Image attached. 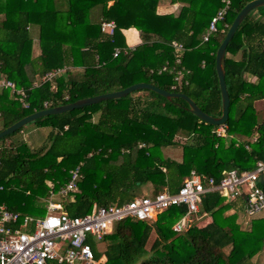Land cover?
<instances>
[{"label": "trees", "instance_id": "1", "mask_svg": "<svg viewBox=\"0 0 264 264\" xmlns=\"http://www.w3.org/2000/svg\"><path fill=\"white\" fill-rule=\"evenodd\" d=\"M250 1L232 0L218 32L203 43L222 0H171L183 4L177 16L159 15V0H0V78L28 93L25 108L9 90L0 91V132L35 112L138 83L186 94L206 114L221 117L216 53ZM102 22H114V33L102 32ZM132 28L141 37L133 50L123 34ZM36 42L43 52L35 55ZM173 42L186 51L176 52ZM49 44L58 51L54 67L45 59ZM116 48L129 50L114 57ZM56 69L65 71L42 81ZM180 71L182 84L173 88ZM225 72L231 100L226 137H217L215 127L193 115L184 100L140 90L32 122L50 130L48 144L39 149L13 139L26 126L1 139L0 194L19 190L38 201L49 194L46 181L53 180L58 190L79 167V191L59 200L70 217H80L95 205L130 203L141 197L136 189L147 184L152 196L165 190L176 194L193 171L218 183L232 170H253L264 162V115L256 108L264 102V7L245 18L228 44ZM176 146L182 148L181 161L165 156V149ZM259 186L264 191V181ZM244 206L242 197L228 200L213 192L202 198L199 212L182 231L173 227L187 214L186 205L165 210L154 222L127 218L115 223L100 241L103 250L93 239L88 244L104 264H256L254 258L264 252V214L243 230L239 218ZM205 216L211 222L196 228Z\"/></svg>", "mask_w": 264, "mask_h": 264}, {"label": "built area", "instance_id": "2", "mask_svg": "<svg viewBox=\"0 0 264 264\" xmlns=\"http://www.w3.org/2000/svg\"><path fill=\"white\" fill-rule=\"evenodd\" d=\"M222 7L212 18L207 33L202 37L203 43L210 40L218 32L219 24L225 18L232 5V0H222ZM116 29L114 22H103L102 32L113 34ZM172 48L182 54L185 47L178 42H173ZM133 50L134 48L128 47ZM129 49L116 48L114 57L121 53H128ZM180 62V59L177 60ZM62 69H56L44 76L43 82L58 76ZM164 67L162 71H166ZM161 71V72H162ZM160 72V73H161ZM183 73L180 71L174 78L173 88L182 84ZM9 90L13 97L27 108L28 97L25 88L18 87L14 82L0 80V91ZM46 106V104H45ZM213 133L217 137H226L224 126L215 127ZM141 144L140 147H144ZM80 168L70 172V178L58 190L53 183H49L47 197V214L44 218L21 216L0 206V264H104L95 259L93 249L88 240L102 241L112 232L114 224L127 218L151 222L159 214L173 206L186 205L187 214L174 225L175 231H182L190 224V218L198 213L202 198L206 194L219 192L228 200L244 198V213L248 220L264 214V191L259 186L261 179L264 181V162L258 161L251 171L232 170L227 172L220 182L206 175L191 172L184 180L183 186L176 194L168 191L154 197L138 198L123 206L97 207L91 213L80 217H70L65 211L59 197H67L79 191L78 179ZM248 223V221H247Z\"/></svg>", "mask_w": 264, "mask_h": 264}, {"label": "water", "instance_id": "3", "mask_svg": "<svg viewBox=\"0 0 264 264\" xmlns=\"http://www.w3.org/2000/svg\"><path fill=\"white\" fill-rule=\"evenodd\" d=\"M264 7V0H253L247 3L244 8L239 12V14L236 16L235 20L233 21L231 27L229 28L225 39L221 43L220 47L217 50L216 53V72L218 76L219 81V87L221 91V98H222V115L221 117H212L205 112H203L198 105L189 98L186 94L183 93H172L165 91L161 88H158L152 84L148 83H138L135 85H132L124 90L106 93L90 98H85L78 100L74 103L62 105L59 107L44 109L42 111L35 112L34 114H31L29 116H26L25 118L19 120L15 124L11 125L10 127L2 130L0 132V140L5 138L6 136H9L16 131L22 129L26 125L52 115H60L67 112H71L77 109H82L84 107L92 106L95 104H99L101 102L109 101V100H117L121 98H125L134 92L140 91V90H149L151 92H154L155 94H158L167 100L171 101L173 99H182L184 100L188 106L189 111L198 117L203 122L212 125L213 127L218 126H224L226 122L229 119V108H230V96L227 90L226 85V72H225V58H226V51L228 44L232 41L234 38L239 26L243 23L245 18L255 9ZM263 182V178L261 179Z\"/></svg>", "mask_w": 264, "mask_h": 264}, {"label": "rangeland", "instance_id": "4", "mask_svg": "<svg viewBox=\"0 0 264 264\" xmlns=\"http://www.w3.org/2000/svg\"><path fill=\"white\" fill-rule=\"evenodd\" d=\"M177 14H178V12H177ZM40 48H41V46L38 44V42H36L35 43V46H34V50L36 51L35 52V55L41 53V49ZM64 71H65V69H62L58 73V75L59 76L62 75L64 73ZM75 71H77V70H75ZM38 83H40V82H38ZM136 95L138 96L139 94H136ZM262 112H263L262 115H264V111H262ZM97 117H98V115L95 114L94 121H96ZM23 130L25 132H28V134H31L33 132V130H38V132L36 134L34 133L35 134L34 135V138H37V135H39L40 138L42 139V142H45L46 139H47V137H48V135L50 134V130L49 131H44V130H47V129L37 128L36 125H34L32 123L26 125V127ZM19 136H20V134L17 133L13 137V139L18 140ZM31 139H33V138H30V136H29V139H26V141H25L29 146H30V144H29L28 141L31 140ZM175 140H177L180 143H184L185 142L184 139H181L179 137L177 139H175ZM35 143H38V142L36 141ZM4 145H8V143H5ZM164 151H165V156L166 157L172 158V159L177 160V161H181L182 154H183L181 147L176 146L174 148H167ZM49 183H53L55 185V183H54L53 180L46 181V184H47V187H48V193H49V190H50ZM77 183L79 184V181ZM12 184H13V182L11 181L10 183H8L7 187L11 188L12 187ZM2 189L3 188L1 187L0 190H2ZM146 190H147V187H141V188H137L136 189V192L137 193L139 192L142 195L143 191H146ZM146 192H147L146 195H152L153 188L148 189ZM24 195H25V193L24 192H21L19 190L18 191H11V192L6 191V193H1L0 194V200H1L0 202L3 201V202H5L6 204H8L10 206L17 207L19 209V211L22 212V214H27V215H30V216H32L34 218H44L46 216V214H47V207H46L47 206V202L46 201H47L48 195L46 197H40L38 201H34L31 197H24ZM72 199L73 198H70L69 200L67 199L66 202H70ZM0 206H6V205L5 204H1ZM260 217L261 216H259V218ZM252 219H254V218H252ZM252 219L248 220L247 217H246V215H245V213L244 212L241 213V216L239 218V222L242 223L243 230H250V227H251L250 221ZM208 221L206 220L204 223L206 224ZM247 221H248V223H247ZM178 222H180V220L177 221L175 223V225ZM187 226H189V225H187ZM187 226H186V228H187ZM152 240H153V238L151 239V242H152ZM103 246L104 245L103 244H100V241H98V247L101 250L104 249ZM254 262L256 264H264V252H261L259 255H257L254 258Z\"/></svg>", "mask_w": 264, "mask_h": 264}, {"label": "crops", "instance_id": "5", "mask_svg": "<svg viewBox=\"0 0 264 264\" xmlns=\"http://www.w3.org/2000/svg\"><path fill=\"white\" fill-rule=\"evenodd\" d=\"M113 3H111L110 5H112ZM183 7V4L182 3H177V4H172L171 3V0H159V2H158V7H157V13L159 14V15H167V14H173V15H175V16H177V15H179V13H180V10H181V8ZM177 12H178V14H177ZM103 23V22H102ZM207 32V31H206ZM123 34H124V36H125V39H126V44L128 45V47H131V48H135L137 45H139L140 44V42H141V37H140V32L137 30V29H135V28H132V29H129V30H125L124 32H123ZM202 37H203V35H202ZM201 37V38H202ZM46 50H47V52H46V55H48V57H46L45 59H46V62H47V64H48V66L50 67H54V65L55 64H57L58 63V59H55L54 57H57V56H54V54L56 53V52H58V51H55L54 49V52H53V54H52V48H51V44H49L48 46H47V48H45ZM41 52H43L42 51V47H41ZM56 55H58V54H56ZM3 78H0V80H2ZM251 80V79H250ZM264 102L263 101H259V102H257L256 103V108H257V110L258 111H260L261 112V114H263V112L262 111H264ZM96 115H98V117H99V113H97ZM98 117H97V119H96V121L98 120ZM94 118H95V115H94V117H93V120H94ZM213 130H214V128H213ZM45 131V130H44ZM38 132V130H33V132L31 133V134H28V132H25V131H23V132H21L20 133V136H19V138H22V140H24V142L26 141V139H29V136H30V138H33V139H31V140H29L28 142H29V144H30V148H32V149H39V148H41L42 146H44V145H47L48 144V139H46V141L45 142H42V139L40 138V136L39 135H37V138H34V135L36 134ZM35 133V134H34ZM46 136V135H45ZM48 138V137H47ZM38 142V143H35V142ZM47 142V143H46ZM143 187H147V190L148 189H150V188H152V185L151 184H148V185H145V186H143ZM146 190V191H147ZM146 191H143V194L141 195V197L140 198H142V197H154V196H152V195H146L147 194V192ZM165 191H168V190H165ZM164 191V192H165ZM150 192V191H149ZM153 193V192H152ZM145 195V196H144ZM57 201H59V202H61L60 200H59V198L57 199ZM62 203V202H61ZM63 204V203H62ZM64 206V205H63ZM158 218V217H157ZM157 218H156V220H157ZM191 219V218H190ZM156 220H153V221H151V222H154V221H156ZM208 221L206 224H208V223H210L211 222V220H212V218L210 217V216H205L203 219H202V221L201 222H199L197 225H196V228H202V227H204L206 224L204 223L205 221ZM190 222H191V220H190ZM92 238H90L89 240H91ZM93 241H95L96 243L98 242V241H96V240H94L93 239ZM49 264H57L56 262H49Z\"/></svg>", "mask_w": 264, "mask_h": 264}]
</instances>
